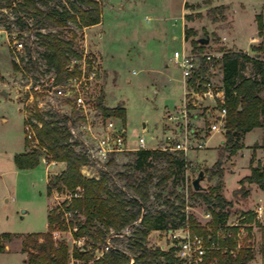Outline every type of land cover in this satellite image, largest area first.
<instances>
[{"label":"rangeland","instance_id":"obj_1","mask_svg":"<svg viewBox=\"0 0 264 264\" xmlns=\"http://www.w3.org/2000/svg\"><path fill=\"white\" fill-rule=\"evenodd\" d=\"M24 1L16 0L17 3ZM73 1L80 0H41L36 6L41 11H46L47 7L60 11ZM221 5H225L223 19L221 15L211 16L208 13ZM99 6L98 25L78 28L67 22L65 30L52 27L48 21L41 20L34 10L24 8L28 14L21 12L20 16L33 26L30 33L20 30L10 10H0V91L7 94L6 98L0 95V233L25 236L46 232L48 210L56 207L57 203L67 202L65 196L71 193H47L51 180L64 171L62 163L54 162L47 167L40 161L32 170H18L15 167L14 157L25 151V141L28 149H32L25 139L24 119L37 111L31 103H27V94L23 90L26 79L21 76L19 69L13 68L12 48L16 41L22 40L26 46L25 52L20 54L21 65L33 77L36 72L41 75L54 72L47 65L42 46L43 36L48 33H56L65 41H73V50L77 53L86 49L94 51L100 57L104 69V107H123L124 121L117 124L126 131L132 146H136L137 139L143 137L150 150H161L166 141L175 142L185 132L167 120L168 114L181 108L185 95L181 72L171 62L174 51L193 49L194 41L204 40L207 44L197 46L195 51L218 53L221 57L223 53L240 52L264 60V0H100ZM258 15H262L261 32L258 31ZM185 16H190L191 20H186ZM38 21L40 24H36ZM185 33L189 35L188 39ZM252 37L259 39L252 41L256 44L251 45ZM31 57L35 58L34 64ZM212 70L215 71L216 81L223 85L220 65L214 62ZM255 74L254 63L244 62L241 65V77H255ZM260 96L264 99V89ZM195 104L188 107L190 119L187 131L193 133L197 140L205 136L206 145L203 150L187 153L186 167L182 174L171 178L170 188L174 187L176 192L184 194L185 181L191 186L200 172L204 173L200 182L203 190L221 184V195L225 201L232 203L225 224L237 226V231L241 230L240 238H231L238 248L234 256L230 257L235 260L243 251L251 252L253 259L245 264H264V255L260 251L264 216L258 219L255 215V210L260 205L264 206V192L246 184L244 188L249 190L246 199L233 194L239 189V181L249 176V164L253 156L254 164L264 162V127L247 133L242 139L243 148L234 156L224 154L220 176L213 165L225 142L226 129L208 133V128L217 123L223 106L202 100ZM51 115L54 116L52 121H60L58 125H63L61 119L65 117ZM65 125L67 127V123ZM36 150L42 152L40 148ZM132 164L133 157L128 153L118 157L116 165L110 169L101 171L96 167H87L86 172L97 177L107 171L113 177L112 182L123 186L116 173L141 176V173L129 168ZM156 165L158 168L163 167L160 163ZM182 175L185 178L183 182L180 180ZM251 187L253 189L250 190ZM150 193H155V190L151 189ZM166 194L164 192L163 196ZM187 195L188 202L185 205L188 209L184 211L203 227L207 223L204 214L209 211V206L193 197L189 189ZM151 204L157 209H165L163 198L153 196ZM69 219L72 217L69 216ZM55 230L58 233L56 242L67 245L71 250L72 235L67 231L68 228L64 230L57 227ZM127 237L124 235L120 239H113L111 245L126 251ZM157 240L163 241L162 237H157L148 244L155 247ZM21 241L22 238L13 237L11 241L5 242L0 264H24L27 254L21 253ZM220 252L224 253L223 250ZM213 262L216 264L217 260ZM74 263V260L70 261V264Z\"/></svg>","mask_w":264,"mask_h":264},{"label":"trees","instance_id":"obj_2","mask_svg":"<svg viewBox=\"0 0 264 264\" xmlns=\"http://www.w3.org/2000/svg\"><path fill=\"white\" fill-rule=\"evenodd\" d=\"M99 1H73L63 6L60 11L50 7H47L46 11H41L36 6L41 0H26L24 3H17L16 0H0V10H10L16 17V25L20 30H26L24 18L20 16L21 12L26 13L24 8L34 10L41 20L48 21L52 27L65 30L67 22L73 23L78 28L98 25ZM224 12L225 7L219 6L209 10L208 13L211 16L221 15L223 19ZM185 19L191 20V17L185 16ZM257 23L258 31L261 32L262 15L257 16ZM36 24H40V21ZM185 38H189L186 33ZM192 44L193 50H196L197 46L205 45L198 41ZM42 46L47 65L54 71L58 80L75 74L67 70L69 58L80 56L73 50V41H65L59 34L48 33L43 36ZM244 62H252L256 65L255 77L239 75L240 67ZM216 63L223 72L226 108L225 142L220 147L217 161L213 165L221 176L224 154L234 156L243 148L242 139L247 133L264 127V99L260 96L264 89V60L240 52H229L223 53L222 58ZM13 68L18 69L14 62ZM98 106L104 113L114 114L124 121L123 107L108 109L103 105V97L99 100ZM53 117L49 113L38 111L28 117V121L35 129L40 147L47 152V160L65 165L64 171L48 184L47 193L51 195L54 190L74 192L79 187L82 191L81 196L73 198L69 206L63 204L61 208L49 209L47 231L44 233L25 236L1 233L0 254L5 251V242L11 241L13 237H20L22 238L21 253L27 254L24 264H70L71 260L75 261L74 264H179L170 253L150 248L147 236L152 231H169L185 223L189 224L194 233L206 235L205 228L200 227L193 216L185 213L184 194L176 192L174 187L170 188L171 178L184 171L186 157L181 153L163 150H139L130 153L133 164L129 165V168L141 173V176L137 177L133 173L129 175L116 173L117 179L124 183L123 186L112 182L113 177L107 171L97 177L88 178L81 172L82 167L87 164L86 158L77 152L75 145L69 141L70 136L65 125L67 120L61 119L63 125H58L60 121H52ZM43 155V152L36 149L29 150L25 141V151L14 157L15 167L18 170H32L40 164ZM156 163L162 164L163 167L158 168ZM254 163L253 156L249 164L250 174L239 181V189L233 192L235 197L246 199L249 196V190L244 188L246 184L256 185L264 192V165ZM115 165V159H111L107 169ZM180 180L181 182L185 180L183 175ZM151 189H154L155 193L151 194ZM164 192L167 193L165 196H163ZM189 192L209 206V212L212 214V221L209 224L225 225L232 203L225 201L221 195V184L199 192L193 191L190 187ZM153 196L158 199L163 198L164 210L157 209L151 204ZM62 211L72 214L69 223L70 234L74 240L84 239L81 248L73 247L70 250L67 245L58 244L54 240L55 229L66 228L62 221ZM126 228L131 230V235L126 238V251L113 247L96 259V250L105 246L111 232L120 235ZM228 231L231 237L221 243L222 248H225L224 253L209 252L204 264H215L214 259L217 260L216 264H245L253 259V254L246 251L235 260L230 257L229 251L235 247L231 238L235 236L237 229L230 228ZM113 239L120 238L111 240ZM260 251L264 255V227L261 228Z\"/></svg>","mask_w":264,"mask_h":264},{"label":"built area","instance_id":"obj_3","mask_svg":"<svg viewBox=\"0 0 264 264\" xmlns=\"http://www.w3.org/2000/svg\"><path fill=\"white\" fill-rule=\"evenodd\" d=\"M23 20L26 24V31L30 33L33 26L25 19ZM25 47L22 40L16 41L12 48V53L19 73L26 79L23 90L27 94V103H31L38 112L58 114L65 117L70 136L69 141L75 145L76 151L81 153L87 160V164L81 169L84 176L87 175L86 177L88 178L96 177L86 172L87 167H96L104 171L111 159L116 161L118 157L125 154L147 149L146 141L143 137H139L136 141V146H132L127 139L126 131L122 129L120 124H117V122L120 123L121 119L114 114H106L99 108L98 102L102 97L104 98V69L100 57L94 51L86 49L79 53V57H70L67 70L75 74L58 80L54 72L48 75H41L36 72L35 77L29 74L26 67L21 65L22 56L20 54L25 52ZM221 58L218 53H201L193 49L173 52L171 62L181 72L185 95L181 108L177 112L168 114L167 120L176 127L182 128L185 132L175 142L166 141L165 146L161 150L181 153L186 157L189 152H196L205 148V136L197 140L193 133L187 131L188 120L190 119L188 107L191 105L196 106L195 103L200 100L223 106L220 118L217 123L209 126L208 133H217L225 130L224 89L223 85L216 81L215 71L212 70L214 62L216 63ZM31 60L34 64L35 58L31 57ZM191 85H193V88ZM32 122L34 123V121ZM24 132L25 139L31 144L32 149L40 148L44 153L43 156L45 158L42 157L41 159L44 165L47 167L53 165L54 162L46 160L47 152L40 147L35 129L28 121V117L24 119ZM185 186V202H188L187 191L192 186L189 185L187 180L185 181ZM53 192L56 195L61 193L55 190ZM81 193V189L77 187L74 192L65 196L67 202L63 201V204L66 203L65 205L69 206L71 200L80 197ZM55 199L57 200L58 197L56 196ZM63 204L57 203L56 207L61 208ZM185 208L188 209V206ZM62 212V221L70 233L69 223L72 219L70 220L69 216L71 218L72 214L70 212ZM255 215L258 219L263 217L264 207L259 206L255 210ZM204 220L207 222L203 225L206 230L205 236L194 233L189 224L185 223V225L177 229L150 232L147 236V243L157 237H162L163 241L158 242L157 240L155 247L149 244L148 246L170 253L179 264H204L209 252L224 251L221 243L231 237L228 229L237 228V226L231 227L232 225L226 224L221 226L209 224L212 221V214L209 211L204 214ZM75 230L73 229V231ZM57 235V232L53 233L55 241ZM124 235L130 236L131 230L126 228L120 235L111 232V236L107 239L105 246L100 250H96L95 258L102 257L105 252L113 248L111 245L112 238H121ZM235 236L240 238L241 230H238ZM72 243L71 249L73 247L81 248L84 239L74 240L72 238ZM236 248H238V245L229 251L231 256H234Z\"/></svg>","mask_w":264,"mask_h":264},{"label":"water","instance_id":"obj_4","mask_svg":"<svg viewBox=\"0 0 264 264\" xmlns=\"http://www.w3.org/2000/svg\"><path fill=\"white\" fill-rule=\"evenodd\" d=\"M198 42L200 44H207V41H204V40H198ZM0 95L3 96L4 98L7 97V94L4 91H0ZM142 127H144V124ZM203 176H204V173L200 172L198 177L195 180H193V182L191 183L193 191L199 192L203 190V188L200 186V182L202 181ZM83 249H85V247H83Z\"/></svg>","mask_w":264,"mask_h":264},{"label":"crops","instance_id":"obj_5","mask_svg":"<svg viewBox=\"0 0 264 264\" xmlns=\"http://www.w3.org/2000/svg\"><path fill=\"white\" fill-rule=\"evenodd\" d=\"M221 6H225V5H221ZM183 38H184V36H183ZM254 38V39H253ZM253 39V40H252ZM260 39H262V38H260ZM259 39L258 38H255V37H252L251 39H250V43H251V45H253V44H256V43H253L252 41H258ZM19 112H20V110H19ZM57 163V162H56ZM262 163V165H264V162H261ZM63 164V163H62ZM65 169V165H64V168L62 169V170H64ZM252 187L254 188H257V186L256 185H252ZM250 188V190L251 189H253V188ZM258 189V188H257ZM263 192V191H262ZM261 206V205H260ZM264 207V206H263ZM1 234V233H0ZM153 235V234H152ZM23 263H24V261H23Z\"/></svg>","mask_w":264,"mask_h":264}]
</instances>
